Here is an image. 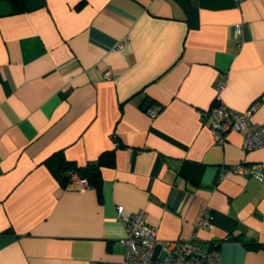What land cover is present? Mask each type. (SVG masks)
I'll return each instance as SVG.
<instances>
[{"label": "crops", "instance_id": "0c3cea01", "mask_svg": "<svg viewBox=\"0 0 264 264\" xmlns=\"http://www.w3.org/2000/svg\"><path fill=\"white\" fill-rule=\"evenodd\" d=\"M24 2L0 0V264H119V205L161 241L264 264V180L223 174L264 172V146L245 151L236 130L219 142L203 117L259 100L264 128V0ZM59 153L99 162L102 189L61 184Z\"/></svg>", "mask_w": 264, "mask_h": 264}, {"label": "built area", "instance_id": "2783aa9c", "mask_svg": "<svg viewBox=\"0 0 264 264\" xmlns=\"http://www.w3.org/2000/svg\"><path fill=\"white\" fill-rule=\"evenodd\" d=\"M241 1V0H237ZM237 32L242 31V23L236 25ZM117 49L124 48V42L117 43ZM113 71L107 69L103 77L111 79ZM222 87L223 83H219ZM219 98V97H218ZM260 107V101H254L244 112L236 111L232 107L222 103H215L214 107L203 111L205 122H208L212 132L219 142H224L226 133L229 131H243V148L250 151L264 146L263 124L254 121V115ZM151 117H156L161 106L149 105L147 108ZM115 144L119 141L115 137ZM236 172L243 175L254 176L259 180H264V172L256 163L240 161L234 165L224 167L223 174ZM73 183L80 189L90 187L89 181L85 177H80L77 173L72 176ZM119 219L126 221L127 235L123 239L126 245L124 259L119 264H219L220 251L217 247L205 250L202 245L194 240V236L182 240L161 241L158 238L157 228L147 222L146 211L140 210L136 213H128L123 205L117 207ZM212 228L213 222L204 215L197 222L198 226ZM160 245L161 252H157Z\"/></svg>", "mask_w": 264, "mask_h": 264}, {"label": "trees", "instance_id": "16d2710c", "mask_svg": "<svg viewBox=\"0 0 264 264\" xmlns=\"http://www.w3.org/2000/svg\"><path fill=\"white\" fill-rule=\"evenodd\" d=\"M13 3L15 11L23 10L25 8L24 0H9ZM153 105V104H151ZM56 158H49L51 165L54 168L57 178L64 186L69 183H73L72 176L77 173L80 177H85L88 179L90 187H96L97 189H102V177L100 172L99 162H89L84 165H79L72 160L65 158L62 153H59Z\"/></svg>", "mask_w": 264, "mask_h": 264}, {"label": "water", "instance_id": "95a60500", "mask_svg": "<svg viewBox=\"0 0 264 264\" xmlns=\"http://www.w3.org/2000/svg\"><path fill=\"white\" fill-rule=\"evenodd\" d=\"M149 103H150V101H148V102L146 103L145 108H146V107L148 108V105H151V104H149Z\"/></svg>", "mask_w": 264, "mask_h": 264}]
</instances>
